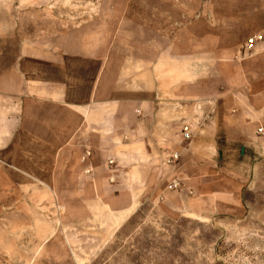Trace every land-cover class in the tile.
Returning <instances> with one entry per match:
<instances>
[{
    "label": "crops",
    "instance_id": "obj_1",
    "mask_svg": "<svg viewBox=\"0 0 264 264\" xmlns=\"http://www.w3.org/2000/svg\"><path fill=\"white\" fill-rule=\"evenodd\" d=\"M228 1L221 16L230 24L209 27L204 40L162 41L156 56L148 41L138 54L135 42L118 40L81 41L76 52L71 42L18 40L15 58H0V187L19 194L3 207H26L22 194L72 191L74 175L124 194L123 211L142 193L166 192L170 179L181 186L168 197L205 182L207 196H186L189 211L223 200L207 179L222 172L218 131L252 141L264 127V0ZM253 34L261 39L242 56ZM204 48L210 55L201 58ZM170 154L177 159L167 163Z\"/></svg>",
    "mask_w": 264,
    "mask_h": 264
},
{
    "label": "rangeland",
    "instance_id": "obj_2",
    "mask_svg": "<svg viewBox=\"0 0 264 264\" xmlns=\"http://www.w3.org/2000/svg\"><path fill=\"white\" fill-rule=\"evenodd\" d=\"M232 5L228 0H0V58L12 61L18 40L73 47L118 40L135 42L138 54L148 41L156 56L162 41L204 40L209 27L230 24L221 15ZM201 52V58L210 55L207 48ZM259 128L255 133L261 138L252 141L224 140L218 131L222 137L213 155L222 172L207 179L227 196L212 201V208L196 203L197 213L185 199L207 196L202 178H196L194 193L168 197L181 186L178 179L169 187L176 180L170 179L166 192L142 193L131 211L120 210L128 203L124 194L95 191L96 184L76 175L72 191L58 186V192L22 194L29 202L23 208L3 207L19 194L0 187V264H264V127ZM210 155L208 149L201 153L204 159ZM234 182L240 184L235 200Z\"/></svg>",
    "mask_w": 264,
    "mask_h": 264
},
{
    "label": "built area",
    "instance_id": "obj_3",
    "mask_svg": "<svg viewBox=\"0 0 264 264\" xmlns=\"http://www.w3.org/2000/svg\"><path fill=\"white\" fill-rule=\"evenodd\" d=\"M261 39V35L259 34H253L251 36H249L244 43V50H251L254 46V44ZM259 131H262V128H259ZM183 135L185 138H188V133L186 131V128L183 129ZM177 159V155L176 154H170L168 156H166L165 162L167 163H171L172 161ZM178 181L177 180H172V182L169 184V187H174L177 186Z\"/></svg>",
    "mask_w": 264,
    "mask_h": 264
}]
</instances>
